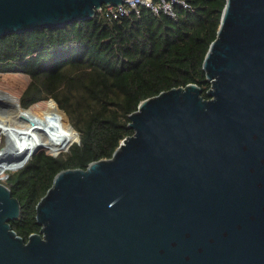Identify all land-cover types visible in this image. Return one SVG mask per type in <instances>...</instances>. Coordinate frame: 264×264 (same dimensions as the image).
<instances>
[{"label":"water","instance_id":"water-1","mask_svg":"<svg viewBox=\"0 0 264 264\" xmlns=\"http://www.w3.org/2000/svg\"><path fill=\"white\" fill-rule=\"evenodd\" d=\"M122 2L0 0V37ZM202 67L207 98L195 83L145 98L110 158L59 171L26 241L0 182V264H264V0H226ZM7 148L16 170L40 147Z\"/></svg>","mask_w":264,"mask_h":264},{"label":"trees","instance_id":"trees-1","mask_svg":"<svg viewBox=\"0 0 264 264\" xmlns=\"http://www.w3.org/2000/svg\"><path fill=\"white\" fill-rule=\"evenodd\" d=\"M185 1L190 6L177 5L173 17L144 7L139 15L116 19L97 11L91 19L0 37V73L29 76L20 108L46 96L54 99L48 98L59 112L63 142L53 152L77 140V132L80 137L66 152L54 156L40 150L6 172L2 182L20 203L10 225L25 241L40 231L36 204L54 176L110 158L121 140L133 134L129 114L141 100L188 83L197 84L207 98L210 82L202 63L226 0Z\"/></svg>","mask_w":264,"mask_h":264},{"label":"bare ground","instance_id":"bare-ground-1","mask_svg":"<svg viewBox=\"0 0 264 264\" xmlns=\"http://www.w3.org/2000/svg\"><path fill=\"white\" fill-rule=\"evenodd\" d=\"M14 111L10 115L9 120L0 119V130L8 134V144L17 148V150L22 151L21 153H26L33 147H43L48 150L55 148L62 136L63 130L61 131L53 123L46 121L37 112L34 111V107L20 108L17 99H14ZM25 115L29 120L20 118V115ZM18 120L20 125H15V121ZM17 163L12 161L11 163L0 161V173L6 170V167H11Z\"/></svg>","mask_w":264,"mask_h":264},{"label":"rangeland","instance_id":"rangeland-1","mask_svg":"<svg viewBox=\"0 0 264 264\" xmlns=\"http://www.w3.org/2000/svg\"><path fill=\"white\" fill-rule=\"evenodd\" d=\"M28 82H29V76L22 72H2L0 73V119L1 120L10 119V115L14 111L13 101L14 99H17V100L19 99L20 94L22 93L23 89L26 87ZM48 98L50 97L46 96L43 98V100L41 99L38 102L29 105L28 107L33 106L35 112H37L46 121H49L53 123L54 125H56V127L61 131V127H60L59 120H58L59 112L57 108L48 100ZM66 117H68V115ZM68 119L69 117L67 118V121ZM14 123L17 126L20 125L18 120H16ZM8 139H11V137H8V134L0 130V149L6 144L9 147L6 149L5 154L3 155V158H10L14 155L12 151V146L8 144L9 143ZM62 142H63V139L61 136L60 141L55 148L48 150L46 148L41 147L37 151L44 150L52 155L55 154L57 156L58 154H61L62 152H66L69 146L74 143V142H71L68 146L59 150L58 152H53L60 147ZM7 171L9 170L6 169L5 171L0 173V182H2V180L5 178L4 176L6 175ZM10 171H14V170H10Z\"/></svg>","mask_w":264,"mask_h":264},{"label":"built area","instance_id":"built-area-1","mask_svg":"<svg viewBox=\"0 0 264 264\" xmlns=\"http://www.w3.org/2000/svg\"><path fill=\"white\" fill-rule=\"evenodd\" d=\"M188 8L190 5L185 0H123L121 4H103L97 11H101L106 19H116L121 16L139 15L141 8H147L155 14L160 12L175 16L176 6Z\"/></svg>","mask_w":264,"mask_h":264}]
</instances>
